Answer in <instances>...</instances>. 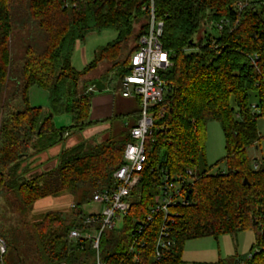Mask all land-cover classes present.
I'll return each mask as SVG.
<instances>
[{
    "label": "trees",
    "instance_id": "trees-1",
    "mask_svg": "<svg viewBox=\"0 0 264 264\" xmlns=\"http://www.w3.org/2000/svg\"><path fill=\"white\" fill-rule=\"evenodd\" d=\"M234 1L152 0L154 18L163 22L160 42L171 61L159 72L167 88L162 100L150 107L153 126L144 139L146 162L131 190L129 210L113 229L100 234L97 253L104 264H186L181 257L186 241L244 230L254 233L247 255L254 253L245 264H264V164L253 166L246 154L259 139L256 119L264 117V1H251L240 11ZM149 8L150 0H87L73 8H63L60 0H0L3 264H95L92 242L73 240L69 232L99 228L98 223H84L81 207L96 190L112 185L129 132L117 139H80L62 147L50 168L30 177L17 169L30 152L41 153L97 122L90 120L87 76L99 66L119 80L128 72L138 37L148 30ZM220 21L226 24L218 30ZM14 25L34 31L15 61L10 49ZM202 28L203 37L194 39ZM106 29L113 30L115 38L94 51L83 69H75L71 55L76 43ZM32 86L48 92L50 115L29 104ZM251 92L257 99L253 106ZM66 107L71 124L57 128L52 117ZM209 121H217L224 136V172L211 173L206 163ZM164 174L169 181H182L185 203L171 209V245L159 249L157 257L162 215H153L147 223L145 219ZM66 193L77 198L69 212L47 211L25 220L24 210L39 199ZM193 264L229 263L219 259Z\"/></svg>",
    "mask_w": 264,
    "mask_h": 264
},
{
    "label": "built area",
    "instance_id": "built-area-1",
    "mask_svg": "<svg viewBox=\"0 0 264 264\" xmlns=\"http://www.w3.org/2000/svg\"><path fill=\"white\" fill-rule=\"evenodd\" d=\"M63 8L75 7L79 2L87 0H60ZM264 0H258L263 3ZM250 1L235 0L233 7L240 11ZM226 24V21H220L216 24L218 30ZM163 22L154 18L152 0L149 8V26L148 30L138 37L139 47L134 50L128 59V72L120 79L121 95L123 97L135 98L139 102V118L137 122L129 129L130 140L125 144L122 154V163L112 173V185L108 188L96 190L90 201L100 205L99 212L84 213V223H98V229L93 228L88 231L70 230L69 238L86 239L92 242V248L96 250L95 264H104L99 259L97 249L101 232L104 229H113L120 217L124 216L130 207V194L132 188L139 180L138 173L142 170L146 162V153L144 139L151 133L153 126V116L150 107L163 98L167 88L165 82L160 78L159 72L167 69L171 65L168 53L163 49L160 42ZM256 55L254 56V59ZM91 87H89V90ZM169 177L164 174L159 187V194L156 203L150 208L145 222L151 221L153 215L161 214L162 219L156 240V256L159 257V249L171 245L169 238L172 219L171 209L181 203L184 204L182 194L183 184L179 178L175 181H169ZM131 251L134 248L131 246ZM6 251V245L0 238V264H3V257ZM254 252L249 253L245 260L239 264H245L247 259L252 257ZM63 264V263H59Z\"/></svg>",
    "mask_w": 264,
    "mask_h": 264
},
{
    "label": "rangeland",
    "instance_id": "rangeland-1",
    "mask_svg": "<svg viewBox=\"0 0 264 264\" xmlns=\"http://www.w3.org/2000/svg\"><path fill=\"white\" fill-rule=\"evenodd\" d=\"M255 1V0H248ZM134 28L139 29V23H134ZM207 30L209 27L207 26ZM205 29H201L194 39L203 37ZM34 31L31 27L20 28L17 25H14L11 40H10V49L13 61L22 55L25 44L29 41L30 33ZM115 32L113 30H100L92 31L88 33L82 41H78L72 52V59L75 63V66L82 63L83 58L91 60L92 54L94 51H97L100 47L105 46L107 43L112 41L115 38ZM110 84H108V90L114 94L116 104L122 103H132V107L136 110H139L140 107L136 101L132 98L123 97L121 95V86L119 84V79L112 73H110ZM86 78V77H85ZM12 83H9L8 88H10ZM80 90V89H79ZM82 90V89H81ZM93 92L97 90L93 89ZM69 98L72 94V87L69 86ZM68 95V94H67ZM29 104L35 107H40L44 111L45 106L50 107L48 95L42 88L34 87L30 89L28 94ZM257 102L256 96L253 92L250 93L249 103L253 106ZM230 103L235 107L233 100H230ZM130 108H123L124 115H118L119 109L115 110L114 117L110 121V133L108 131L106 134L101 135L96 138H104L106 136L117 139L121 137L124 132H129V129L137 122L139 118V113H131ZM50 109L47 113L49 114ZM52 123L57 128L68 127L71 124V118L69 112L66 109L61 114L54 115L52 117ZM256 127L259 139L257 144L250 146L246 149V154L253 166L255 164H264V117L258 116L256 119ZM82 131L80 132V134ZM77 140H80V135L74 134L70 135L67 138H64L61 141L62 147L72 146L76 143ZM94 139V138H92ZM87 140V139H86ZM91 140V139H90ZM36 142V147L40 146L39 140ZM59 144V143H58ZM49 149V148H48ZM46 149V150H48ZM44 150L43 152H45ZM41 152V153H43ZM30 152V157L27 156L20 166L17 169V173L25 171V177H30L34 173H39L41 171L47 170L53 164L50 159H46L41 162L39 155ZM225 156V143L224 136L221 130V127L217 121H209L206 123V141H205V159L207 165L211 166V173L221 171L224 172L226 169L225 162L223 158ZM41 162V163H40ZM28 171V172H27ZM76 195L72 193H66L56 197H45L39 199L31 206L27 207L24 210L25 220H31L37 216L42 215L47 211H59L67 213L71 210L72 205L77 201ZM82 211L84 213L99 212L101 207L100 205L94 203L93 201H88L83 203ZM254 242V233L252 230L240 231L236 234H223L220 235L217 239L212 237H204L198 239H192L185 242L182 250V260L186 264L193 263H216L219 259L224 260L229 264H233L236 258H244L250 250L251 245ZM93 261L94 259L91 258Z\"/></svg>",
    "mask_w": 264,
    "mask_h": 264
},
{
    "label": "crops",
    "instance_id": "crops-1",
    "mask_svg": "<svg viewBox=\"0 0 264 264\" xmlns=\"http://www.w3.org/2000/svg\"><path fill=\"white\" fill-rule=\"evenodd\" d=\"M94 52L92 54V58H93ZM72 56V55H71ZM91 58V60H92ZM91 60H88L87 58H83L82 63H80L79 65L81 66H75V63L73 62V59L71 57V64L72 66L77 69V70H81L83 69ZM105 67L104 66H99L94 73H90L87 76V79H90L88 82L92 81V80H100L102 81V83L104 84V89L95 92H92V96H91V106H90V120L93 121H97L95 124H92L88 127H86L81 135H80V139H92V138H96V136L98 135V137L101 135L106 134V132L108 131V133H110V121H112V118L114 117L115 114V110L119 109V114L118 115H124L123 114V108H130L129 111H131V113H135L137 112L136 109H134L132 107V103H119L116 104L115 101V96L114 94H112L109 90H108V84H110V81L112 80V78H110V73L108 74H104ZM119 84L121 86L120 80H119ZM88 86L90 87V84L88 83ZM34 87L37 86H32L30 87V89H33ZM39 88V87H37ZM67 97L69 96V87H67ZM28 90V94L29 91ZM44 90V89H43ZM47 95L48 92L46 90H44ZM130 98V97H129ZM135 101L137 99L132 98ZM136 103L139 105L138 100L136 101ZM32 106V105H31ZM48 109H50V107L45 106L44 109V113H47ZM69 137V136H68ZM77 138H76V142H77ZM68 147V146H67ZM62 148L61 143L56 144L52 147H50L48 150H46L45 152L41 153L39 155L41 162L45 161L46 159H50L51 162L53 163V161L55 162V158L57 156V154L59 153L60 149ZM40 162V163H41ZM236 260V259H235Z\"/></svg>",
    "mask_w": 264,
    "mask_h": 264
},
{
    "label": "water",
    "instance_id": "water-1",
    "mask_svg": "<svg viewBox=\"0 0 264 264\" xmlns=\"http://www.w3.org/2000/svg\"><path fill=\"white\" fill-rule=\"evenodd\" d=\"M89 84H90V87H91V89H90L91 93L93 92V89L97 90V91H100V90L104 89V84L100 80H97V79L92 80V81L89 82ZM244 182L246 183V180H244Z\"/></svg>",
    "mask_w": 264,
    "mask_h": 264
}]
</instances>
